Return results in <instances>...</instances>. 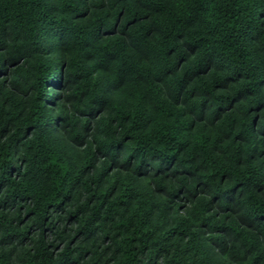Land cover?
I'll use <instances>...</instances> for the list:
<instances>
[{"label": "trees", "instance_id": "16d2710c", "mask_svg": "<svg viewBox=\"0 0 264 264\" xmlns=\"http://www.w3.org/2000/svg\"><path fill=\"white\" fill-rule=\"evenodd\" d=\"M0 264H264V0H0Z\"/></svg>", "mask_w": 264, "mask_h": 264}, {"label": "rangeland", "instance_id": "374dc122", "mask_svg": "<svg viewBox=\"0 0 264 264\" xmlns=\"http://www.w3.org/2000/svg\"><path fill=\"white\" fill-rule=\"evenodd\" d=\"M47 88H48V86H47ZM46 88V89H47ZM49 90H48V93H47V95L46 96H48V99H47V103H48V105H50L51 104V100H52V98H53V96L54 95H56L57 94V92H53V90H52V88H51V91H50V88H48ZM46 92H47V90H46Z\"/></svg>", "mask_w": 264, "mask_h": 264}]
</instances>
